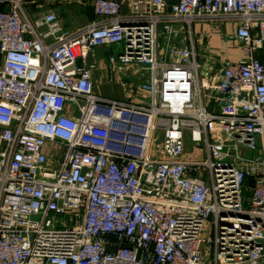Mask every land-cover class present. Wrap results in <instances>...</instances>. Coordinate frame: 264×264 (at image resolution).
I'll list each match as a JSON object with an SVG mask.
<instances>
[{
	"label": "built area",
	"instance_id": "1",
	"mask_svg": "<svg viewBox=\"0 0 264 264\" xmlns=\"http://www.w3.org/2000/svg\"><path fill=\"white\" fill-rule=\"evenodd\" d=\"M36 1L0 0V264H264V0H95L72 31ZM226 22L236 61L198 49ZM111 44L127 98L95 92Z\"/></svg>",
	"mask_w": 264,
	"mask_h": 264
},
{
	"label": "crops",
	"instance_id": "2",
	"mask_svg": "<svg viewBox=\"0 0 264 264\" xmlns=\"http://www.w3.org/2000/svg\"><path fill=\"white\" fill-rule=\"evenodd\" d=\"M95 0H37L35 3L28 6L32 16H36L42 12L53 11L64 30L72 31L78 27L87 25L98 19L94 11ZM121 3V11L129 13L134 1L141 2L144 9L146 0H118ZM169 4L176 3L178 0H167ZM4 4H0V10L5 9ZM224 31L231 37L223 39L219 35V28L212 23H195L194 30L198 33V49L205 48L218 53L222 58L236 61L242 55V48L235 39L236 24L226 22L223 25ZM203 32V33H202ZM210 32V35L205 33ZM121 45V44H120ZM115 46L116 50H120L121 46ZM109 46V45H108ZM100 49L92 50L87 58L88 62H96L99 66L93 73L95 84V92L106 98L123 99L127 98L130 89V83L122 78L125 71H130L129 68L121 66L111 67L108 64L107 56L101 55ZM258 57L264 62V45L257 52ZM133 76V74H132ZM134 101H140L148 97L145 92H136Z\"/></svg>",
	"mask_w": 264,
	"mask_h": 264
},
{
	"label": "rangeland",
	"instance_id": "3",
	"mask_svg": "<svg viewBox=\"0 0 264 264\" xmlns=\"http://www.w3.org/2000/svg\"><path fill=\"white\" fill-rule=\"evenodd\" d=\"M117 45H120V44H111L109 46L107 45H104V46H101V47H96L94 49H100L101 50V55L103 56H107L110 57V55H115L117 56L120 52H122L123 50V46H121L120 50L118 51V49L116 50L115 46ZM108 64H109V58H108ZM122 78L127 81L128 83H133V84H137V80L135 77L132 76V71H125L124 74L122 75ZM203 146V144H202ZM260 146V145H259ZM194 148V143L192 142L191 138H190V135H188V139H187V149L188 151H192ZM257 154V150H254V151H248V155L249 156H254ZM199 157H201L203 155V151L200 149V152H199ZM242 196H243V199H244V206L247 207V199L251 196V191L249 189V187H246L244 190H243V193H242ZM69 217H67L68 219ZM74 222H71L70 221V226L73 225ZM207 232H208V229H207Z\"/></svg>",
	"mask_w": 264,
	"mask_h": 264
}]
</instances>
